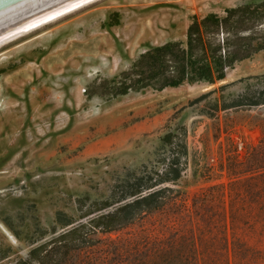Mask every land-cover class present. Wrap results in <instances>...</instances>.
<instances>
[{"label":"rangeland","instance_id":"1","mask_svg":"<svg viewBox=\"0 0 264 264\" xmlns=\"http://www.w3.org/2000/svg\"><path fill=\"white\" fill-rule=\"evenodd\" d=\"M259 1L99 0L0 47V256L7 257L0 264L26 258L32 243L80 222L78 200H104L127 175L160 169L159 160L170 157L161 142L168 131L186 142L172 188L187 206L213 187L227 202L231 184L264 173V106L221 109L259 97L264 50L212 86L183 84L111 100L85 95L148 48L184 40L193 17ZM164 214L97 239L127 238ZM241 236L258 247L264 264V229ZM87 258L73 254L61 264Z\"/></svg>","mask_w":264,"mask_h":264},{"label":"trees","instance_id":"2","mask_svg":"<svg viewBox=\"0 0 264 264\" xmlns=\"http://www.w3.org/2000/svg\"><path fill=\"white\" fill-rule=\"evenodd\" d=\"M263 50L260 0L226 8L222 14L193 17L184 40L148 48L128 69L100 80L85 95L111 100L183 84L212 86L222 82L236 63ZM238 106H264V90L258 98L244 96L221 109ZM161 142L170 157L159 160L160 169L127 175L104 200L88 204L87 198L78 200L80 222L63 224L68 228L59 233L53 230L48 239L30 245L26 258L11 264H61L82 252L88 255L82 264H109L113 256L130 257L129 264H260L262 252L241 235L264 229V173L231 184L227 202L220 187H213L187 206L172 188L181 176V160L187 157L184 137L168 131ZM255 148L249 147L250 152ZM163 212L159 223L127 238L97 239L98 234L109 235ZM96 250L100 256L89 257ZM6 258L1 255L0 261Z\"/></svg>","mask_w":264,"mask_h":264},{"label":"water","instance_id":"3","mask_svg":"<svg viewBox=\"0 0 264 264\" xmlns=\"http://www.w3.org/2000/svg\"><path fill=\"white\" fill-rule=\"evenodd\" d=\"M82 0H0V39Z\"/></svg>","mask_w":264,"mask_h":264},{"label":"bare ground","instance_id":"4","mask_svg":"<svg viewBox=\"0 0 264 264\" xmlns=\"http://www.w3.org/2000/svg\"><path fill=\"white\" fill-rule=\"evenodd\" d=\"M97 1H99V0H82V1H80L76 4H73V5L65 8V9H63L57 13H54V14H52V15H50V16H48V17H46V18H44V19H42V20H40V21H38L32 25H29V26L7 36V37L0 39V47L20 38L22 36H25V35L29 34L30 32H32L38 28H41V27H43L47 24H50L52 22H55V21L59 20L60 18H63L66 15L71 14V13H73V12H75V11L85 7V6L93 4L94 2H97Z\"/></svg>","mask_w":264,"mask_h":264}]
</instances>
